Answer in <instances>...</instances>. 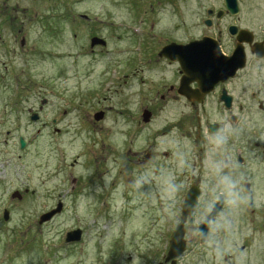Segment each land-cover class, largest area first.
I'll list each match as a JSON object with an SVG mask.
<instances>
[{
	"label": "flooded vegetation",
	"instance_id": "af4514ba",
	"mask_svg": "<svg viewBox=\"0 0 264 264\" xmlns=\"http://www.w3.org/2000/svg\"><path fill=\"white\" fill-rule=\"evenodd\" d=\"M9 1L1 0L3 8ZM54 1V6L39 11L63 12L60 28L67 25L74 38L88 41V47L77 48L78 57L104 49L109 54L111 65L100 69L99 85L87 96L80 94L76 107L82 123V107H94L89 100L101 105L86 112L88 132L99 134L98 112L112 111L120 118L127 141L115 159L120 176L132 168L146 171L155 187L172 150L181 146L187 153L180 172L176 164L172 171L177 205L171 232L182 217L188 190L194 187L198 193L192 212L183 215L185 248L173 263L161 254L154 264H179L189 252L201 254L205 261L217 246L219 263L203 264H264V199L253 206L259 188L248 178L252 158L260 164L254 170L264 172V0H139L142 18L137 31L79 12L84 0ZM19 6L11 5L14 10ZM15 22L17 26L4 31L5 21L0 20V52L10 59L19 56L28 69V57L15 47L27 45V33L39 21ZM116 43L122 45L112 46ZM3 64L1 70L11 68ZM122 97L127 103L132 98L133 108L115 110L113 101ZM153 123L157 126L147 135L146 146L135 148ZM159 142L165 146L160 157L152 151ZM233 194L236 202L230 203ZM245 198L247 206L230 209ZM209 243L211 249L205 247Z\"/></svg>",
	"mask_w": 264,
	"mask_h": 264
},
{
	"label": "rangeland",
	"instance_id": "374dc122",
	"mask_svg": "<svg viewBox=\"0 0 264 264\" xmlns=\"http://www.w3.org/2000/svg\"><path fill=\"white\" fill-rule=\"evenodd\" d=\"M14 2L20 4L16 10L11 7ZM54 2L10 0L3 8L0 0L4 31L8 26H17L15 21L21 18L39 21L27 33V45L21 48L17 43L15 47L28 57V69L19 56L10 59L0 52V67L4 62L11 65L8 70L0 69V264L157 263L166 253L169 231L176 220L172 171L176 164L180 172L187 153L181 146L172 150L155 187L148 182L146 171L136 173L132 168L120 176L115 159L120 158L127 142L120 118L112 111L103 114L96 134L88 132L90 124L84 121L87 111L101 105L89 100L94 107H82V123L76 107L80 94L87 96L99 85V71L111 64L110 57H78L77 48L88 47V41L79 38L74 42L67 25L60 28L63 24L57 17L59 12L39 11L54 6ZM80 5L81 10L99 18L124 22L140 18L134 0H84ZM22 14L25 16L20 17ZM40 14L52 17L44 21ZM111 40H117V33ZM111 40L106 49L111 47ZM33 45L36 51L29 52ZM118 45L122 43L112 46ZM43 52H50L51 57ZM42 98L46 100L43 104ZM126 99L113 101L115 110L133 108L134 100L127 103ZM31 108L38 114V121H30ZM155 126L157 123L147 128L135 148L146 146V137ZM19 137L26 141L24 148L18 144ZM156 144L152 151L160 157L159 151L165 146L160 143L155 150ZM256 165H260L258 160L252 158L248 178L259 188L253 206L264 199V172H256ZM13 191L21 197L11 198ZM58 201L61 212L38 224V217L55 208ZM247 201L245 198L230 209L244 207L245 203L247 206ZM4 209L9 210L7 221L3 220ZM77 228L82 231L81 239L64 242L65 233ZM208 246L211 249L210 243ZM218 248L208 252L205 261L201 254L189 252L178 263H219Z\"/></svg>",
	"mask_w": 264,
	"mask_h": 264
},
{
	"label": "water",
	"instance_id": "95a60500",
	"mask_svg": "<svg viewBox=\"0 0 264 264\" xmlns=\"http://www.w3.org/2000/svg\"><path fill=\"white\" fill-rule=\"evenodd\" d=\"M100 116H101V113H98L95 116V118L99 119ZM20 143L23 146L22 140H20ZM195 197H196L195 193H192V192L188 193L184 201L183 209L190 210L193 204L195 203ZM61 208H62V204L59 202L56 205L55 209H52L51 211L46 212L39 217V223H43L47 220H50L53 215L60 212ZM182 235H183V219L181 220V222L178 224V226L175 228V230L173 231L171 235L169 249H168V252L165 258L166 261L172 259L171 263H173L175 258H177L182 253L184 249V242L182 240ZM79 236H80V230L77 229V230L68 232L65 240L66 241L77 240L79 239Z\"/></svg>",
	"mask_w": 264,
	"mask_h": 264
},
{
	"label": "clouds",
	"instance_id": "9594fccd",
	"mask_svg": "<svg viewBox=\"0 0 264 264\" xmlns=\"http://www.w3.org/2000/svg\"><path fill=\"white\" fill-rule=\"evenodd\" d=\"M229 188H232L233 185H228ZM233 199L230 201V203H235L236 202V198H235V194H233Z\"/></svg>",
	"mask_w": 264,
	"mask_h": 264
}]
</instances>
